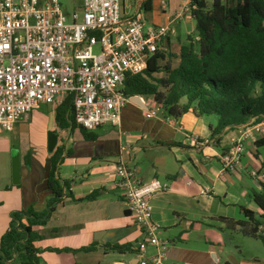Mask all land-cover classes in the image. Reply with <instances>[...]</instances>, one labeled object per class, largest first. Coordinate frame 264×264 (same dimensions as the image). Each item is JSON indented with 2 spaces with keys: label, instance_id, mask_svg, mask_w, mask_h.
I'll list each match as a JSON object with an SVG mask.
<instances>
[{
  "label": "crops",
  "instance_id": "obj_1",
  "mask_svg": "<svg viewBox=\"0 0 264 264\" xmlns=\"http://www.w3.org/2000/svg\"><path fill=\"white\" fill-rule=\"evenodd\" d=\"M191 1L122 0V12L124 18L139 16L147 20L150 27L170 24L162 48L175 50L190 42L196 45L198 40L197 34L191 35L197 33ZM181 10L183 18L177 19ZM140 99L144 106L131 102L123 108L120 126L104 125L90 132L95 135L93 140L85 139L81 131L76 136V129H59L53 120L55 110L54 114L40 112L39 107L47 104L39 105L15 125L14 146L22 144L24 149L18 155L19 183L14 184L11 176V185H0V250L2 239L13 224V213L28 208L44 213L49 209L53 193L47 184L52 154L48 128L52 126L51 133L58 138L55 148L64 147L57 176L62 185L68 182L69 188L63 186V199L53 206L48 221L34 227L41 236L34 243L39 249L38 264H138L141 256L157 253L153 247L144 253L134 249L141 228L126 211L123 192L115 185L119 163L136 172L144 182L157 178L170 185L169 191L157 193L151 200L152 221L160 227L159 238L167 243L164 264H264L256 258L237 257L243 251L241 246L232 244L231 237L249 235L239 226L226 229L223 221L245 222L241 208L262 214L251 193L264 192V180L250 176L254 189L245 182L244 174L249 165L264 175V147L248 145L246 171L225 173L221 156L239 139V127L212 136L211 128L216 122L211 118L197 117L193 111L179 118H167L153 99ZM147 103H151L150 107ZM149 110H156L157 114L147 118ZM34 126L37 133L32 138ZM68 131L70 136L60 143V134ZM197 136L208 141L207 145L196 147L193 139ZM188 181L192 184L188 185ZM237 183L242 184L239 194L232 190ZM202 190L207 193L201 194ZM96 191V199H85ZM242 198L248 201L247 207L241 205ZM0 264L22 262L17 253L7 262L0 253Z\"/></svg>",
  "mask_w": 264,
  "mask_h": 264
},
{
  "label": "built area",
  "instance_id": "obj_2",
  "mask_svg": "<svg viewBox=\"0 0 264 264\" xmlns=\"http://www.w3.org/2000/svg\"><path fill=\"white\" fill-rule=\"evenodd\" d=\"M183 14L181 10L176 18ZM169 31L170 24L146 28L139 16L124 18L122 0H83L72 15L59 0H0V131H13L39 105H59L67 96L78 127L93 132L120 126L122 110L132 98L124 92L127 77L143 72ZM156 114L149 110L146 117ZM239 129V139L221 156L228 174L241 169L246 147L264 138V115ZM193 141L198 148L208 143L198 136ZM115 174L126 211L141 228L134 249L157 250L151 257L141 256L138 264H164L167 243L152 221L151 200L170 185L157 178L144 182L122 163ZM250 176L264 180L259 171Z\"/></svg>",
  "mask_w": 264,
  "mask_h": 264
},
{
  "label": "trees",
  "instance_id": "obj_3",
  "mask_svg": "<svg viewBox=\"0 0 264 264\" xmlns=\"http://www.w3.org/2000/svg\"><path fill=\"white\" fill-rule=\"evenodd\" d=\"M191 17L197 44L159 49L147 59L142 73L127 77L126 96L153 97L167 118H179L189 111L197 117L214 116L217 121L212 136L264 115V0H213L211 6L206 0H192ZM173 60H177L175 67ZM55 121L61 130L79 129L85 139H95L75 123L70 96L55 108ZM255 146L264 147V138ZM63 152V146L56 147L49 160L47 184L53 199L48 211L37 213L28 208L12 214L13 224L2 239L3 261H11L17 253L22 264H38L39 249L34 243L41 236L34 227L48 221L53 206L63 199V186L69 188V183L62 185L57 176ZM97 196L96 191L85 199ZM251 197L262 214L241 208L245 222L223 221L226 229L239 226L264 245V192H253Z\"/></svg>",
  "mask_w": 264,
  "mask_h": 264
},
{
  "label": "rangeland",
  "instance_id": "obj_4",
  "mask_svg": "<svg viewBox=\"0 0 264 264\" xmlns=\"http://www.w3.org/2000/svg\"><path fill=\"white\" fill-rule=\"evenodd\" d=\"M60 3L62 4L63 10L69 14L72 15L75 11L79 10L82 6H83V0H59ZM208 4L211 6L213 0H208ZM148 16L146 15V18ZM145 22V19H143ZM146 28H150L151 24H149V22H145ZM190 32V28H187V32ZM196 32V31H195ZM191 33V32H190ZM197 33H191L192 36H196ZM184 41L187 42L186 38H184ZM197 44V43H196ZM95 52H98V50L96 49ZM172 66L175 67L177 66V60H173L171 62ZM158 76H163V75H158ZM149 98L153 99V97L148 96L145 97V101L148 102ZM151 103H147L148 107H150ZM58 104H49V105H41L39 107V109L41 110V114L46 113L45 110L52 112L54 114V110L57 107ZM161 108V107H160ZM161 110H163L161 108ZM48 114V113H47ZM165 114V112H164ZM49 115V114H48ZM166 115V114H165ZM211 118V120L213 122H216V118L214 116L209 117ZM54 122L55 119L53 118ZM53 122V121H52ZM36 123V122H35ZM32 124H34V122H32ZM53 124V123H52ZM56 124V122H55ZM35 125V124H34ZM51 129L52 126L48 128V132L51 133ZM56 131L59 132V130L56 129ZM71 131L68 132H64L60 134V143L62 141L63 138L67 139L68 136H70ZM76 132V136H79V129L75 130ZM35 133H37V127H33L32 128V138L35 137ZM59 134V133H58ZM14 133L13 131L11 132H7V131H0V185H11L10 181H8V178H10L12 176V180H13V173H12V165H13V161L14 158L19 155L21 152H23V146L24 145H16L14 146ZM250 152V148L246 147V152H245V156L243 158L242 161V166H241V170L242 171H246L245 167L246 165H248V153ZM249 170L248 173L246 172L244 174V180L247 184L251 185L254 189H256L255 185L252 182V179L249 175V173H251L252 171H257V170H252L253 168H251L249 165L247 167ZM254 179V178H253ZM242 187V184L237 183L235 188H233L232 190L237 194L240 193V189ZM256 193H261V192H257L255 190ZM222 198V197H221ZM248 201L244 198L241 199V205L247 207V203ZM233 237H231V242H233V245H237V246H241V250L243 251V255L239 256L240 254L237 253V257H245L247 259H251V258H256L257 260L264 262V245L261 242L260 239H256L255 237L252 236H248L245 237L244 235H237L234 236V239H232ZM232 250L235 251V247H232ZM235 253V252H233Z\"/></svg>",
  "mask_w": 264,
  "mask_h": 264
},
{
  "label": "water",
  "instance_id": "obj_5",
  "mask_svg": "<svg viewBox=\"0 0 264 264\" xmlns=\"http://www.w3.org/2000/svg\"><path fill=\"white\" fill-rule=\"evenodd\" d=\"M131 102L134 104H138V105H143V103L141 102V99L139 96L136 97H132L131 98ZM144 106V105H143ZM49 141H48V148L50 152H53V150L55 149V146L57 144V136L54 135L53 133H49ZM20 160H19V156L17 155L14 158L13 161V165H12V173H13V182L14 184H18L20 181Z\"/></svg>",
  "mask_w": 264,
  "mask_h": 264
}]
</instances>
